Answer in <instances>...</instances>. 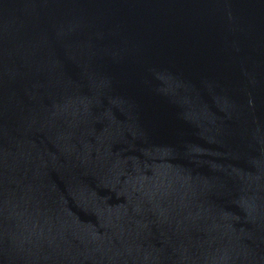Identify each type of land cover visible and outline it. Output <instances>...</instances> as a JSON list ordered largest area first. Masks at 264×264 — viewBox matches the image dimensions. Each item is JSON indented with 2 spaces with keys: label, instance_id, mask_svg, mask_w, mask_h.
Returning a JSON list of instances; mask_svg holds the SVG:
<instances>
[{
  "label": "water",
  "instance_id": "95a60500",
  "mask_svg": "<svg viewBox=\"0 0 264 264\" xmlns=\"http://www.w3.org/2000/svg\"><path fill=\"white\" fill-rule=\"evenodd\" d=\"M0 264H194L0 0Z\"/></svg>",
  "mask_w": 264,
  "mask_h": 264
}]
</instances>
